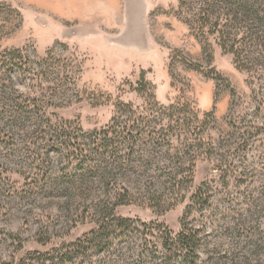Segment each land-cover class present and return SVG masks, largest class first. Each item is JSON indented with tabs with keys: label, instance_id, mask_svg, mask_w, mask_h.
<instances>
[{
	"label": "rangeland",
	"instance_id": "rangeland-1",
	"mask_svg": "<svg viewBox=\"0 0 264 264\" xmlns=\"http://www.w3.org/2000/svg\"><path fill=\"white\" fill-rule=\"evenodd\" d=\"M256 1L0 0V264H264Z\"/></svg>",
	"mask_w": 264,
	"mask_h": 264
},
{
	"label": "trees",
	"instance_id": "trees-1",
	"mask_svg": "<svg viewBox=\"0 0 264 264\" xmlns=\"http://www.w3.org/2000/svg\"><path fill=\"white\" fill-rule=\"evenodd\" d=\"M252 1L257 2L256 0H236V5L240 12H243L245 10L249 12L253 6ZM186 238H188V236L187 237L183 236V239H186Z\"/></svg>",
	"mask_w": 264,
	"mask_h": 264
}]
</instances>
